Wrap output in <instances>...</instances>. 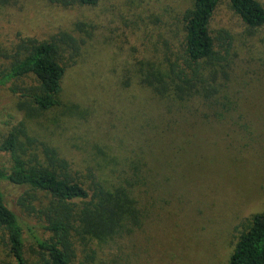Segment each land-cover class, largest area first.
Listing matches in <instances>:
<instances>
[{
	"label": "rangeland",
	"instance_id": "rangeland-1",
	"mask_svg": "<svg viewBox=\"0 0 264 264\" xmlns=\"http://www.w3.org/2000/svg\"><path fill=\"white\" fill-rule=\"evenodd\" d=\"M193 4L194 0H101L95 7H64L49 0H14L0 7V64L6 63L5 54L21 37L48 39L68 30L87 39L77 62L67 68L62 104L46 113L50 120L27 122L29 132L56 147L86 184L87 168L96 156L94 145L123 139L129 145L152 144L157 136L148 123L155 114L165 115L166 101L137 83L136 61L159 62L168 35L164 21ZM211 25L213 30L228 27L234 36L230 61L239 75L236 84L247 85L246 98L233 123L215 119L212 129L199 130L191 144L207 133L204 147L193 145L195 153L184 155L182 162L171 158L177 163L173 174L182 165V179L169 181L172 174L165 156L160 155L162 163L151 158V171L162 173L154 178L159 188L143 204L141 225L105 245L99 264H228L243 223L264 212V26L251 34L226 9L217 12ZM18 102L16 94L0 87V144L10 123L24 119ZM132 147L118 152L125 156ZM240 149L245 168L229 170L226 153ZM7 160L0 151V165ZM205 162L208 168L201 166ZM0 187L26 228V255L37 259L29 227L42 233L38 218L17 203L23 189L1 179ZM44 199L41 195L36 203L41 206ZM76 249L73 264H82V246L76 243ZM10 262L0 247V264Z\"/></svg>",
	"mask_w": 264,
	"mask_h": 264
},
{
	"label": "trees",
	"instance_id": "trees-1",
	"mask_svg": "<svg viewBox=\"0 0 264 264\" xmlns=\"http://www.w3.org/2000/svg\"><path fill=\"white\" fill-rule=\"evenodd\" d=\"M13 1L0 0V7ZM49 1L64 7H95L101 0ZM221 9L236 16L251 34L264 26L260 0H194L184 12L170 13L163 26L168 34L163 58L159 62L138 59L135 65L137 83L166 101L165 115L155 114L148 123L157 136L152 144L131 141L129 145L123 139L112 142L117 147L94 145L96 156L85 175L88 184L68 158L32 135L27 124L50 120L46 113L62 104L67 68L77 62L87 39L68 30L48 39L26 36L5 54L6 63L0 64V87L18 96L17 106L24 119L10 123L0 144V151L8 157L7 164L0 165V179L23 189L17 203L38 218L43 233L29 227L38 252L37 259L30 260L24 223L0 187V247L7 251L10 264H73L76 243L82 246V264H99L105 245L130 233L132 226L141 225L146 214L143 204L148 194L159 188L155 179L162 173L151 171V158L162 163L160 155L165 156L166 168L172 174L169 181H177V176L182 179V165L181 171L175 169L177 174H173L174 158L182 162L184 155L195 153L193 145H206L207 133L191 144L201 128L212 129L215 119L234 122L247 85L241 81L236 84L239 75L234 74L230 61L232 32L228 27H211ZM129 146H133L132 151L121 156L118 150H128ZM232 152L226 153V167L245 168L244 151ZM201 166L208 168L206 162ZM41 195L45 199L39 206L36 202ZM243 226L228 264H264V212L253 214Z\"/></svg>",
	"mask_w": 264,
	"mask_h": 264
}]
</instances>
